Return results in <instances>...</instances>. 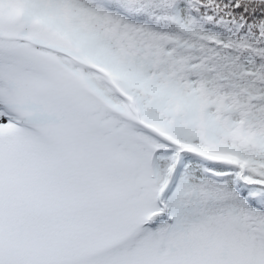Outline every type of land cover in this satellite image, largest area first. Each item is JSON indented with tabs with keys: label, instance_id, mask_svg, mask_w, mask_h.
<instances>
[{
	"label": "snow or ice",
	"instance_id": "snow-or-ice-1",
	"mask_svg": "<svg viewBox=\"0 0 264 264\" xmlns=\"http://www.w3.org/2000/svg\"><path fill=\"white\" fill-rule=\"evenodd\" d=\"M0 264H264V0H0Z\"/></svg>",
	"mask_w": 264,
	"mask_h": 264
}]
</instances>
